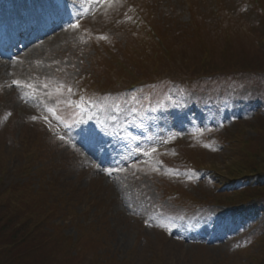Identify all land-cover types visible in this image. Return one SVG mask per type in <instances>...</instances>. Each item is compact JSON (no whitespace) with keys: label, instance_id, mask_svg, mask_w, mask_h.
<instances>
[{"label":"rangeland","instance_id":"374dc122","mask_svg":"<svg viewBox=\"0 0 264 264\" xmlns=\"http://www.w3.org/2000/svg\"><path fill=\"white\" fill-rule=\"evenodd\" d=\"M26 1L0 0V10L27 9ZM60 1L68 15L59 29L29 54L0 59V192L26 184L39 193L17 200L34 220L17 211L2 226H21L43 245L0 264H257L264 200L226 206L239 181H225L235 163L263 166L264 83L165 76L203 62L221 71L264 65V0ZM168 53L175 66L154 76L151 59ZM138 61L149 79L133 68ZM132 76L136 97L121 89ZM82 90L90 105L78 114L71 102L83 104ZM216 107L221 121L216 111L208 118ZM247 141L250 153L230 159Z\"/></svg>","mask_w":264,"mask_h":264},{"label":"trees","instance_id":"16d2710c","mask_svg":"<svg viewBox=\"0 0 264 264\" xmlns=\"http://www.w3.org/2000/svg\"><path fill=\"white\" fill-rule=\"evenodd\" d=\"M264 18V17H263ZM263 37V34L261 35V38ZM261 38L259 39L263 44L261 45V50H264V40H261ZM146 55L144 53H142V56L140 57L141 60L144 59ZM139 58V59H140ZM166 59V60H164ZM151 60H155L154 65L152 66V69L154 68V66L156 65V71L154 73V76L159 77L161 70L166 67L169 68V66L173 67L174 65V61L172 56L170 55V53H168L165 56H160L157 55V59H151ZM141 61L135 62L133 68L138 67L140 69H138L141 73H142V78H144L145 80L149 79L150 74H151V70L150 69H143L142 66L140 65ZM145 63V61H144ZM238 66L234 65L232 68L230 69V71L226 70V71H221V70H217L215 67L211 66V65H207L206 62H203V64L200 66V68L196 69H189L186 71L185 77L184 76H179V75H168L165 76V79H172L175 82H180V80H178L177 78H181L183 80H189L191 82L193 81H197L200 79H216L215 76L217 75H226L228 72H232L234 73L236 76H234L235 79L242 78V74L245 73H250V72H259L262 71L264 72V65H258L257 67H255L254 69H240L237 68ZM173 69L170 70V73H173ZM197 74H201L205 77H197L200 75ZM134 76V75H133ZM133 76L130 79V82H128V86L131 85H136L140 80V78H136L133 79ZM171 77V78H170ZM264 119V114H260L259 117L256 119L257 122H259L260 120L262 121ZM264 122V121H262ZM264 127H262L263 129ZM264 132V129H263ZM250 142V140H249ZM249 142H245L243 144H240V146L237 149V153H230L231 157L230 159H233V157L238 158V154L240 155H244L247 153H250L249 151H247V147L249 145ZM261 146V145H260ZM235 154V155H234ZM256 156H258L260 154V152H256L254 153ZM262 156L264 159V151H262ZM246 156V155H244ZM242 156V157H244ZM241 157V158H242ZM246 159H250L249 156L246 157ZM245 159V160H246ZM231 163V162H230ZM235 161H233V165H234ZM232 165V166H233ZM242 169L245 170L244 172H242ZM227 171V170H226ZM25 173V172H24ZM26 174V173H25ZM229 179L235 180V181H239L237 184V187L233 188L232 193L233 195H235L236 199L234 200H229L231 203H233V205L235 204H242V205H247L252 201H261L264 200V163L263 166H259V167H255V168H250V167H245L243 165L239 166V164L235 163V167H230L228 168V171L226 173ZM26 176V175H25ZM31 194H36L39 196V193H31L30 189H28V186L25 184L22 185H15L10 191L7 192H0V207L3 206L5 211H1L0 208V236L5 235L7 233L8 230L6 229H10L11 226L9 224H6L5 226H2L4 223V218H8L9 216H11L12 214H16V212L18 211V213H21L20 211H22L23 213H26V217L25 220H34V217L32 214L27 213L26 211L23 210V208L21 207L20 203H17V200L24 196V195H31ZM35 196L33 195V198ZM264 207V204H263ZM262 207V210H263ZM21 217V215H19ZM11 229H15V234L14 235H10L9 238H5V239H0V259H2L3 257H9V260H11L12 258L15 259L16 261L19 260H23L25 257L27 256L29 250L30 252L36 253L39 250L42 249V244L41 242H35V241H27L28 237L30 236L29 232L25 233L22 230L21 226L18 225H12ZM4 237V236H2ZM24 244H30L31 247H29L27 250L23 251V252H18L16 251L17 248L23 246ZM258 247L260 250V253L254 256V263H261L264 261V239L261 241L260 243H258ZM23 254V255H21ZM8 262V263H7ZM6 264H13V262H9L6 261Z\"/></svg>","mask_w":264,"mask_h":264},{"label":"bare ground","instance_id":"6f19581e","mask_svg":"<svg viewBox=\"0 0 264 264\" xmlns=\"http://www.w3.org/2000/svg\"><path fill=\"white\" fill-rule=\"evenodd\" d=\"M27 21H34L35 19L34 18H27L26 19ZM36 21V20H35ZM39 22V18H38V20H37V23ZM30 23V22H29ZM64 24V22H58L56 25H55V28H57V29H59L62 25ZM21 26V25H20ZM42 26V23H38V24H36L35 26L33 25L31 28H33V29H37V28H40ZM16 27V26H15ZM20 29V28H19ZM18 29V30H19ZM44 35L46 36V35H48V33H46V31H45V33H44ZM41 37L42 36H40L39 38H33L32 40H31V43L29 44H26L25 45V47L23 48V51H21V52H23V54H21V55H26V54H29L28 52H26V51H28V49L30 48V47H32V46H35V45H37L38 43H40V39H41ZM36 47V46H35ZM19 53V52H18ZM31 53V52H30ZM13 55V54H12ZM10 60V56L9 57H5V60Z\"/></svg>","mask_w":264,"mask_h":264},{"label":"snow or ice","instance_id":"6c2138e0","mask_svg":"<svg viewBox=\"0 0 264 264\" xmlns=\"http://www.w3.org/2000/svg\"><path fill=\"white\" fill-rule=\"evenodd\" d=\"M98 2H99V3H104V0H98ZM73 27H78V25H73ZM101 38H103V37H101ZM13 83H14V84H18L19 82H18V81H13ZM27 87L31 88L32 85L29 84V85H27ZM44 87L47 88L48 85H44ZM70 91H71V89H69V92H70ZM49 96H51L50 93H49ZM56 102L59 103V101H56ZM47 111H48L49 113H51V115L53 116V118H55V119H57V120L60 119L59 116L57 115L56 111H55L53 108H48ZM32 119L35 120L36 117L33 116ZM44 119L47 120L48 118H47V117H44ZM153 151H155V149H153ZM145 155H147V152H145Z\"/></svg>","mask_w":264,"mask_h":264}]
</instances>
